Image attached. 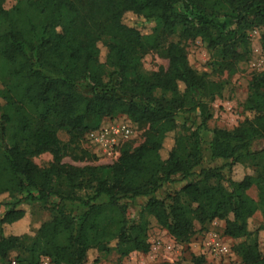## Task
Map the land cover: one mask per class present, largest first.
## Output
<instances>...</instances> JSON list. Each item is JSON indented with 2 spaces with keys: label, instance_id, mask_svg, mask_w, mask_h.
Listing matches in <instances>:
<instances>
[{
  "label": "trees",
  "instance_id": "obj_1",
  "mask_svg": "<svg viewBox=\"0 0 264 264\" xmlns=\"http://www.w3.org/2000/svg\"><path fill=\"white\" fill-rule=\"evenodd\" d=\"M0 0V261L13 251L17 264H85L88 252L120 256L148 252L149 217L180 243L202 228L224 220V234L243 239L236 246L240 264H264L254 214L264 216V71L253 75L244 103L249 113L233 129L216 127L209 146L202 129L209 105L225 82L189 63L188 42L200 38L215 52L214 73H237L251 54L249 31L264 29V0H20L12 8ZM129 14L152 20L149 34L123 23ZM179 33L178 41L170 38ZM108 47L106 65L99 61ZM264 51V31L261 35ZM156 52L167 69L142 71V58ZM105 67L111 69L106 80ZM199 113L195 127L181 115ZM127 116L144 129L143 141L124 144L111 164L63 162L96 156L82 148L88 133L105 118ZM68 134L63 142L59 133ZM172 145L163 155L167 142ZM50 152L41 167L34 158ZM211 162L204 167L206 153ZM248 162L255 174L235 179ZM228 171V173H227ZM228 174V175H227ZM185 182L166 197V185ZM257 188L258 199L248 195ZM143 199L138 217L129 208ZM38 201L52 212L34 234L15 226ZM2 202H0L1 204ZM159 264H206L203 256Z\"/></svg>",
  "mask_w": 264,
  "mask_h": 264
},
{
  "label": "rangeland",
  "instance_id": "obj_2",
  "mask_svg": "<svg viewBox=\"0 0 264 264\" xmlns=\"http://www.w3.org/2000/svg\"><path fill=\"white\" fill-rule=\"evenodd\" d=\"M20 0H6L4 6L7 9L12 8ZM123 23L129 27L137 28L144 34H149L156 27V22L152 20L138 19L132 15L127 14ZM263 28H256L249 31L250 35V58L239 64L237 73L229 75L228 73L216 74L213 72L211 63L214 59L215 52L210 49L206 43L200 38L188 42V59L190 65L200 73H209L212 79L225 82V89L221 97L210 103L209 113L210 117L206 122V130L202 129L204 145L209 146V140L212 136V131L216 127L226 129L235 128L240 122L249 117V113L245 110L244 103L250 95V81L255 73L264 71V51L261 46V35ZM179 33L173 35L170 41H178ZM109 53L108 47H101L99 61L102 65H106L107 56ZM168 60L156 52H150L142 58V71L151 72L167 69ZM106 77L111 71L110 68L105 67ZM0 104L3 100L0 98ZM181 120H187L189 124H194L195 127L201 125L202 117L199 113L190 115H181ZM119 124L129 125L132 128V136L129 139L122 140L115 147L113 156H107L100 151L99 147L92 143V140L86 135L81 143L82 148L90 151L96 156L91 159L86 157L84 160L75 159L71 152L64 156L63 162L72 165H85V164H111L117 158V151L124 144H129L133 147L139 145L143 141L144 129L132 122L125 115H118L113 118H105L100 127H112ZM93 130V131H96ZM92 132V131H91ZM60 139L65 143L68 142L69 136L66 132L59 133ZM172 141L166 143L163 150V155L166 154L168 148L172 145ZM255 150L264 149V141L258 142L254 146ZM34 161L41 167H46L53 161V155L50 152L43 153L34 158ZM221 165L220 161L211 162L210 153H206V159L203 164L204 167L210 165ZM256 167L248 162L245 166H238L235 168V179L241 178L244 174H255ZM228 173V171H227ZM228 175V174H227ZM185 182L176 181L166 185V187L158 194V197H166L169 193L178 190ZM248 195L253 199H258V190L253 187L248 192ZM8 193L0 194V219L6 211L5 203L15 202ZM145 200H138L137 204H133L129 208V217L134 219L138 217L141 205ZM52 218V212L38 201H32L28 206V215L20 221L14 228L16 233L34 234L40 226ZM149 242L150 250L144 252H132L127 256H120L116 249L110 250L108 253H101L97 249H91L88 252L85 264H159L162 262H176L178 260H190L193 256H203L206 264H240L241 257L236 252V246L240 244L243 239H234L224 234L225 221L214 220L206 227L202 228L201 224L196 221V232L189 242L180 243L175 241L168 230L161 227L153 217H149ZM251 226L258 230V241L260 250L264 253V216L262 211L258 210L252 217ZM0 234L1 225H0ZM217 244L227 247V252H221L217 249ZM19 253L15 250L9 254L6 262L0 264H9L10 260L18 259ZM21 257V256H20ZM48 259H45L42 264H49Z\"/></svg>",
  "mask_w": 264,
  "mask_h": 264
},
{
  "label": "built area",
  "instance_id": "obj_3",
  "mask_svg": "<svg viewBox=\"0 0 264 264\" xmlns=\"http://www.w3.org/2000/svg\"><path fill=\"white\" fill-rule=\"evenodd\" d=\"M132 128L129 125L119 124L112 127H102L99 130L92 131L88 137L92 143L99 147L100 151L107 156L116 154L115 147L122 140L129 139L132 136ZM117 155H119L117 151ZM118 157V156H117ZM217 249L221 252H227V247L217 244ZM12 264H17L15 261Z\"/></svg>",
  "mask_w": 264,
  "mask_h": 264
}]
</instances>
